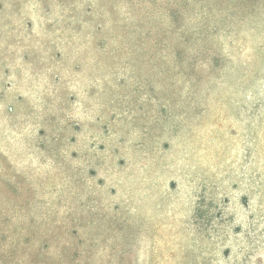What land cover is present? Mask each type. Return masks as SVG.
<instances>
[{
  "label": "rangeland",
  "instance_id": "1",
  "mask_svg": "<svg viewBox=\"0 0 264 264\" xmlns=\"http://www.w3.org/2000/svg\"><path fill=\"white\" fill-rule=\"evenodd\" d=\"M0 264H264V0H0Z\"/></svg>",
  "mask_w": 264,
  "mask_h": 264
}]
</instances>
